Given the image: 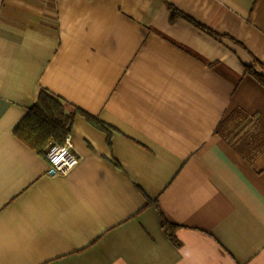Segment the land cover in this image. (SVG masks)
<instances>
[{"label": "crops", "instance_id": "crops-1", "mask_svg": "<svg viewBox=\"0 0 264 264\" xmlns=\"http://www.w3.org/2000/svg\"><path fill=\"white\" fill-rule=\"evenodd\" d=\"M260 63L264 0H0V264H264ZM40 88L66 172L14 133Z\"/></svg>", "mask_w": 264, "mask_h": 264}, {"label": "trees", "instance_id": "trees-1", "mask_svg": "<svg viewBox=\"0 0 264 264\" xmlns=\"http://www.w3.org/2000/svg\"><path fill=\"white\" fill-rule=\"evenodd\" d=\"M167 7L172 13H176L173 6L167 4ZM186 19L204 28V26L194 22L191 18L186 17ZM260 65L263 71H258L251 66H246V70L264 85V65L262 63ZM84 115L92 124L105 128L97 118L86 113ZM73 116V113L66 111L60 98L40 88L35 101L14 127V133L36 152L45 155V151L51 144L62 142L64 136L70 130ZM227 119L228 116L218 122L215 128L216 132L221 131ZM108 137L109 133L107 139ZM162 225L166 230L171 227L164 220H162ZM168 233L171 234L170 232Z\"/></svg>", "mask_w": 264, "mask_h": 264}, {"label": "built area", "instance_id": "built-area-1", "mask_svg": "<svg viewBox=\"0 0 264 264\" xmlns=\"http://www.w3.org/2000/svg\"><path fill=\"white\" fill-rule=\"evenodd\" d=\"M44 157L48 163V172L51 174L66 172L74 167L78 157L73 150L70 133H66L62 142L51 144Z\"/></svg>", "mask_w": 264, "mask_h": 264}]
</instances>
